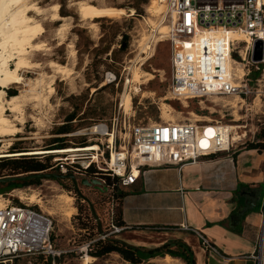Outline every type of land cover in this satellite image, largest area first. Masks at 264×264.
Segmentation results:
<instances>
[{"label":"rangeland","instance_id":"374dc122","mask_svg":"<svg viewBox=\"0 0 264 264\" xmlns=\"http://www.w3.org/2000/svg\"><path fill=\"white\" fill-rule=\"evenodd\" d=\"M157 1L162 4L158 15L148 11L154 0H26V4H35L45 10L44 16L33 11L26 13L37 21L42 31L31 44H42L47 50L27 54V59L38 63L39 68L20 71L24 82L32 84L41 79L43 83L37 91L46 96L49 76L54 74L47 67L48 62L66 66L69 73L66 76L54 74V91L46 102L33 101L30 96L26 98L22 106L24 123L19 125L21 131L0 137V147L9 151L14 145V151L18 152L70 148L105 141L104 137L92 134L89 128L99 121L110 127L112 117H120L123 112L130 125L170 119L194 122L196 114L200 116L198 123L217 120L223 125L239 126L231 131L240 135V148L264 141V62L253 63V58H249L248 63L243 62L245 66H241V70L245 74L242 79L250 91L245 97L241 94L212 95L186 101L172 98L168 93L172 45L167 35L172 18L165 4ZM78 3L89 7V16L79 14ZM52 5H58V14L65 18L64 21H50L49 8ZM61 24H64V29L59 35ZM163 26H167V32L160 34ZM245 46L246 42L241 41L238 49ZM257 50H254V57L259 55ZM233 58L240 61L237 52L233 53ZM13 63L10 61L9 66L13 67ZM137 71L139 81L135 82L133 75ZM257 71L259 73L254 75ZM147 73L152 75L150 80ZM10 87L16 94H28L29 85L12 84ZM8 91L6 97L9 96ZM123 94L131 96L128 108L122 104ZM163 103L169 106L165 113L162 112ZM70 114L75 116V121L63 124ZM4 115L13 120L14 116L9 111ZM62 126L70 130L68 135L56 133ZM114 135L117 139L121 135L128 142L130 130L127 122L125 129L119 132L117 127ZM58 139H62V146L56 142ZM8 142L11 143L9 146ZM51 157L49 163L53 162L54 156ZM7 173L10 171L0 172ZM77 183L78 189L70 178L42 177L36 184L1 193L0 207L4 203L2 198L9 195L13 204L28 203L51 217L52 241L57 249L63 251L55 264H130L117 253L93 257L89 255L88 248V244L102 234L113 237L110 217L111 213L115 217L118 212L117 197L122 189L111 190L102 182L100 188L82 185L79 178ZM79 192L90 200L95 215ZM31 195L35 199L32 202L26 198ZM67 198L71 200L67 202ZM3 264H46V260L37 256H20ZM139 264L185 263L177 257L166 261L165 254Z\"/></svg>","mask_w":264,"mask_h":264},{"label":"built area","instance_id":"2783aa9c","mask_svg":"<svg viewBox=\"0 0 264 264\" xmlns=\"http://www.w3.org/2000/svg\"><path fill=\"white\" fill-rule=\"evenodd\" d=\"M171 13L168 39L172 45L171 77L168 93L172 98L186 101L212 95H244L250 91L243 83V75L237 78L230 65L232 58L237 64L252 60L255 42H260L261 60L264 62V0H161ZM175 16V18L173 17ZM229 30L245 35L249 42L242 49L232 37L224 40L216 32ZM237 52L240 61L233 58ZM239 59V58H238ZM246 59V60H244ZM255 63L254 61H252ZM249 70V68L247 69ZM114 79V77H113ZM11 85L0 87L5 96ZM109 127L99 121L89 128L92 134L105 141L87 143L84 146L65 148L64 152L49 153L53 173L85 176L81 169L93 165L110 177H117L121 187L137 180L143 168L177 166L195 163L200 157L219 152L235 153L242 143L234 139L232 131L226 132L219 121H161L158 123H133L122 116H113ZM128 124L130 139L125 142L121 135H114L119 127ZM86 134V133H84ZM95 146V147H94ZM55 151V150H54ZM103 182V181H102ZM0 197L2 195L0 194ZM0 207V264L12 262L20 256L42 255L52 264L63 251L52 241L53 222L49 215L28 203L13 204L8 195ZM121 226H111L117 233ZM194 232L206 251L207 257L226 263L219 249L196 229ZM107 234L100 235V238ZM259 264H264L259 244Z\"/></svg>","mask_w":264,"mask_h":264},{"label":"crops","instance_id":"0c3cea01","mask_svg":"<svg viewBox=\"0 0 264 264\" xmlns=\"http://www.w3.org/2000/svg\"><path fill=\"white\" fill-rule=\"evenodd\" d=\"M123 191V226L112 234L127 244L152 248L181 241L195 264H259L261 242L264 255L263 151L240 148L182 167H145ZM185 227L201 232L229 260L207 257Z\"/></svg>","mask_w":264,"mask_h":264},{"label":"bare ground","instance_id":"6f19581e","mask_svg":"<svg viewBox=\"0 0 264 264\" xmlns=\"http://www.w3.org/2000/svg\"><path fill=\"white\" fill-rule=\"evenodd\" d=\"M26 0H0V87H6L12 84H22L29 85V88L26 90V93L19 92L13 96H5V90L0 88V137L10 136L17 132L21 131L19 125L24 123V115L22 106L25 103V100L28 96L36 102H46L50 93L54 91L52 82L54 80V74H61L66 76L69 73V70L66 66L59 65L53 61L48 62L47 67L52 70L54 74L49 76V82L47 83L48 95L43 96L37 87L42 85L43 81L38 79L34 83H25L24 78L21 75L20 71L24 69H35L39 68L38 63L30 62L27 59V54L31 51H42L47 50L42 44L36 43L31 44L33 39L38 38L41 35V30L37 26V21L27 16L28 11H33L36 15L44 16L45 10L36 6L35 4H26ZM162 5V4H161ZM160 2L157 0L152 2L151 6L148 8V11L152 14L158 15L161 10ZM78 12L82 17L89 16L90 11L89 7L82 3H78ZM163 7V6H162ZM50 16L49 19L52 22L64 21L65 18L61 17L58 14V5H52L49 8ZM95 17V16H94ZM175 18V16H173ZM64 24L58 28L59 35L62 34L64 29ZM167 32V26H163L160 29V34H165ZM219 37H222L224 40H229L232 37L237 39L238 42L247 41L249 39L240 33H233L229 30H219L216 32ZM160 39V38H159ZM30 48V51L28 50ZM246 60V59H244ZM14 61L13 67L9 66V62ZM230 65L232 70L235 72L237 78H240L243 75L241 70V64H237L233 59H230ZM243 65V63H242ZM241 72V73H240ZM139 72L137 71L133 75V81H139ZM151 79L152 75L147 73ZM136 91L138 88L135 89ZM217 97V96H214ZM31 100V99H30ZM131 103V96L128 94H123L122 104L125 108H128ZM162 112L168 111L169 106L166 103L162 104ZM170 110V109H169ZM9 111L13 114V120L8 119L4 112ZM196 117L194 121L200 120V116L194 114ZM167 121H171L167 120ZM173 121V120H172ZM209 121V120H208ZM19 123L18 125L16 123ZM239 128V126L232 125H223V128L226 132L232 130V128ZM92 130V129H91ZM89 130V131H91ZM93 131V130H92ZM71 135V134H70ZM234 139H240V135L233 133ZM11 143L8 142L9 146ZM95 147V146H94ZM3 146L0 147V158L2 157H18L23 154H49L54 152H64L66 150H29V151H18V152H9L4 151ZM29 201H33V196L26 197ZM71 199L67 198V202ZM68 215V214H66ZM171 256L166 255V261H168Z\"/></svg>","mask_w":264,"mask_h":264},{"label":"trees","instance_id":"16d2710c","mask_svg":"<svg viewBox=\"0 0 264 264\" xmlns=\"http://www.w3.org/2000/svg\"><path fill=\"white\" fill-rule=\"evenodd\" d=\"M258 73L259 71L255 72L254 75ZM15 94H16L15 91H11V90L8 91L9 96H13ZM66 118L67 119L65 122H63V124L73 122V120H75V116L73 114L67 115ZM69 131L70 130L66 126H62L57 129L56 133L58 135L66 136L69 134L68 133ZM61 140L62 139H58L56 140V142L62 146L63 143H60ZM84 145L85 144H82L81 146ZM242 147L245 149H256L258 152H262L264 151V141L249 143L246 146H242ZM15 149L16 147L12 145L9 149V152H16L14 151ZM44 149L57 150L60 148L57 147V148H44ZM51 156L53 155L23 154L18 157H2L0 158V172L2 170H8L10 171V173L0 174V177H4L8 175H17V174H29L33 172H46V171L53 173L52 171L49 170V167L51 166V163H49L50 159L52 158ZM39 157L46 159L45 160L36 159ZM81 172L85 176L89 177V179L91 178L100 179L101 181H103L102 183H104L106 187L110 188L111 190L122 189L119 193V196L117 197L119 200V209L115 217H113V213H111L110 226L112 225L123 226L120 200L124 195V191H123L124 187L120 186L119 179L117 177H110L106 173L97 170L93 165H90L85 169H81ZM40 179H41L40 177H36L28 181L2 182L0 183V194L17 187H24V186L36 184ZM88 248H89V255L93 257H102L109 253H117L124 260L128 261L130 264H139L144 260H148L150 258H154L157 256H163L165 254L171 257L180 258L185 264H195L193 252L191 251V249L183 242L177 240L168 241L157 247L146 248V247L133 246L114 237L107 236L104 239L98 237L93 242L88 244ZM35 256L44 258L46 260V264H52V260L49 257H44L42 255H35ZM57 260L58 258L55 259V261Z\"/></svg>","mask_w":264,"mask_h":264},{"label":"water","instance_id":"95a60500","mask_svg":"<svg viewBox=\"0 0 264 264\" xmlns=\"http://www.w3.org/2000/svg\"><path fill=\"white\" fill-rule=\"evenodd\" d=\"M259 45H260V42L258 41V42H255L254 47H253V53H254V50L258 48L257 51L259 54L257 57H254L255 55L252 57L254 62H259L261 60V49H260ZM36 177H40V178L51 177V178H55V179L70 178L76 189H78L77 178L80 179V184H82V185H86V186L94 185L97 188H100L99 186L101 185V180L98 178L87 179L85 177H76V176H73L70 174L50 173V172H33V173H29V174L8 175V176L0 177V183L9 182V181H28V180H31V179L36 178ZM82 197L89 203V205L91 207V211L95 215V211H94L93 206L91 205L90 200L87 197H85L84 195H82Z\"/></svg>","mask_w":264,"mask_h":264}]
</instances>
